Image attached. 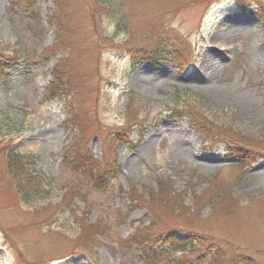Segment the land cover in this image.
I'll use <instances>...</instances> for the list:
<instances>
[{
	"label": "rangeland",
	"instance_id": "1",
	"mask_svg": "<svg viewBox=\"0 0 264 264\" xmlns=\"http://www.w3.org/2000/svg\"><path fill=\"white\" fill-rule=\"evenodd\" d=\"M101 1L0 0V264H264V0ZM153 34L165 55L133 65ZM117 131L97 190L64 150L98 174ZM170 229L193 249L144 261L129 240Z\"/></svg>",
	"mask_w": 264,
	"mask_h": 264
},
{
	"label": "trees",
	"instance_id": "2",
	"mask_svg": "<svg viewBox=\"0 0 264 264\" xmlns=\"http://www.w3.org/2000/svg\"><path fill=\"white\" fill-rule=\"evenodd\" d=\"M37 1H39V0H13V4H16L17 6H23L26 2V3H29L30 6H32ZM60 1H62V0H57V2L54 4L56 7V13L55 14H57L60 11V8L58 6L60 4ZM103 4H104V0H102L101 3H99L100 7H103ZM124 20L125 21H121L122 22L121 27H119L118 31H122L124 34L130 35V31L128 30L129 26H128L127 17H125ZM119 22L120 21L118 20L117 26L120 25ZM162 31L163 30H160L158 33H162ZM165 40L166 39L163 36H159L157 34H153V36L150 35L148 37L146 36L142 40L141 45H135L136 47H130L131 49H129V51H130L129 56L131 59V63L134 65L139 61H146V60L152 61V59H154V58L160 57L162 55L164 56L165 52H166V49L164 48V43H165L164 41ZM174 53H177V50L175 51V49H171V51L168 52V55L171 58H173L172 56H174ZM182 60L183 59L179 60V62L181 63ZM179 62H177V63H179ZM53 76L54 77H53L52 81L49 83L48 87H46V92L48 95V97L46 98L47 101L53 100V99L59 97L60 94H62L65 91V90L63 91V89L61 87L63 85V83L61 82L62 80L59 77L60 75L56 74V70L53 72ZM171 113L172 114L169 116V118L172 119V115L175 116V114H173V113H175V111L172 110ZM193 124H195V123H193ZM197 126L198 125H196V124L193 125L194 128H196ZM197 128H200V127L198 126ZM196 131L201 132L199 134H201L204 139L215 140V138H212V136L210 135L209 129L205 130L204 128H200ZM124 133L125 132L117 131L114 134L113 138L111 140H109V145H108L109 146V153L107 155L103 154L101 156L100 164H103L102 165L103 169L98 174H95L94 172H92V171H94L93 164H95L96 160L92 159L89 152L83 151V149L81 147H78V145L75 143H73L70 146L65 148L64 155H63L64 160L67 161L66 164L69 167L72 166L71 169H73V171L75 173H77V176L79 178H88L89 182H91V180H95L93 182L95 184L94 187L97 190H102L104 188V186L106 185L105 178L108 175H109V177L114 175V173H116L118 170V165H117V160H116L117 158L115 156L114 151H115V148L123 145ZM237 148L238 147H235L234 149L239 151V149H237ZM67 157H70L71 161L69 159H67ZM21 159L22 158L17 157L18 163L21 162L20 161ZM10 162L11 161L9 160V165H10ZM18 163H16V164H18ZM241 163L242 164H249L247 156L241 157ZM19 170H20V165L18 166V171H17L18 173H19ZM30 178H31L30 183H32V181L34 179L32 177H30ZM18 182H19L17 184L18 185V191L20 192V190L25 188L24 185L29 181L20 180ZM32 185H34V184L32 183ZM32 188H33V186H32ZM30 192L31 193L36 192V190L32 189V191H31V188H30ZM80 192L82 193V190ZM81 193H79L77 191L76 194L83 201L86 200L87 195L86 194L81 195ZM98 223H97V225L95 224L92 226L94 228L93 230L96 232V235L100 236V237H107V235L111 232V228L110 229L108 228L107 223H103L101 226H98V225H100ZM139 233H140V231L136 230L134 235L129 240L132 241V243H134V245L139 249V251H141V253H143V251H144V254H146L145 253L146 250H144L146 247H144V246H149L148 244H152L154 246V248H156V250H157V251L155 250L156 251L155 255H153L156 258H162L164 255H168V254H172V253H182V252L190 251L194 247V241L191 238H187L185 240H180L179 238L174 237L175 236L174 231H172L171 229L161 232L159 234V236L154 238V239H148V240L139 239ZM123 242H127V241H123ZM95 245H97V244H95ZM95 245H94V247H97ZM209 246L207 244H204L201 249L205 248L206 250H208ZM153 256L152 255L149 256L148 254H146L143 257V260L146 261V260L153 259ZM208 256H209L208 257L209 259H212V258L217 257V254H211L210 255L208 252ZM204 261H206V260H204ZM232 263L229 262L228 264H232Z\"/></svg>",
	"mask_w": 264,
	"mask_h": 264
}]
</instances>
